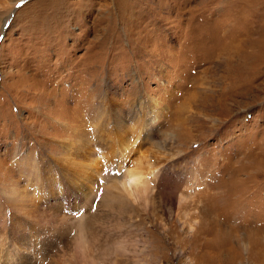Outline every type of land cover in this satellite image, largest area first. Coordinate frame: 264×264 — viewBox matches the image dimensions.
Returning a JSON list of instances; mask_svg holds the SVG:
<instances>
[{"label":"rangeland","instance_id":"1","mask_svg":"<svg viewBox=\"0 0 264 264\" xmlns=\"http://www.w3.org/2000/svg\"><path fill=\"white\" fill-rule=\"evenodd\" d=\"M263 50L264 0H0V264H264Z\"/></svg>","mask_w":264,"mask_h":264},{"label":"bare ground","instance_id":"2","mask_svg":"<svg viewBox=\"0 0 264 264\" xmlns=\"http://www.w3.org/2000/svg\"><path fill=\"white\" fill-rule=\"evenodd\" d=\"M261 57L264 58V50L263 53L261 54ZM85 165L86 167H88V164ZM149 173H153V172L150 171ZM119 184H120L119 187L121 186V189H123L127 194L132 195L133 197H140V195L145 191L147 186L145 173L142 171H138L136 169L128 168L123 173ZM10 192H14V189L12 188ZM89 249L90 248L87 245H85L84 239L80 237L79 240L76 242L75 246L73 247V251L76 254V257L79 258V260L78 259L75 260L80 264L85 263V261L89 258V254H90Z\"/></svg>","mask_w":264,"mask_h":264}]
</instances>
